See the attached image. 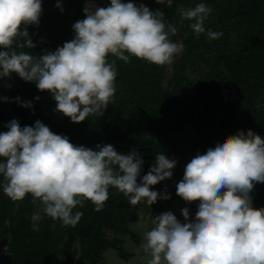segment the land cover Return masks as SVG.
Masks as SVG:
<instances>
[{"label":"clouds","instance_id":"1","mask_svg":"<svg viewBox=\"0 0 264 264\" xmlns=\"http://www.w3.org/2000/svg\"><path fill=\"white\" fill-rule=\"evenodd\" d=\"M156 3L170 7L173 0ZM56 6L61 7L60 0ZM41 11L42 0H0V78L15 73L35 82L51 94L55 110L72 122L102 115L114 100L116 59L128 63L135 56L169 65L183 47L169 38L176 27L166 24L163 11L133 0H110L94 10L85 7V17L72 24L73 37L54 51H17L14 44L35 47L25 26L38 24ZM178 11L191 21L193 33H205L210 7L200 2L178 6ZM206 35L215 39L222 32L208 29ZM15 99L23 107L32 106ZM5 127L7 131H0V190L13 201L30 194L40 201L44 215L62 225L79 222L83 213L74 209L84 200L101 210L110 186L131 206L141 203L150 209L158 199L170 197L150 188L171 178L177 164L163 152L141 176L143 159L135 149L124 153L111 144L74 145L40 120L21 126L12 119ZM256 182H264V136L252 129H238L198 152L176 184L184 201H197L194 216L189 218L187 207L180 210L183 220L171 211L150 214L152 227L141 245L146 264H264V207H254L250 195ZM33 219L43 216L36 213Z\"/></svg>","mask_w":264,"mask_h":264},{"label":"trees","instance_id":"2","mask_svg":"<svg viewBox=\"0 0 264 264\" xmlns=\"http://www.w3.org/2000/svg\"><path fill=\"white\" fill-rule=\"evenodd\" d=\"M86 1L60 0L61 11L57 0H42L39 23L25 26L35 47H13L41 55L62 46L74 35L72 24L85 17ZM200 2L211 12L204 21L205 33L197 35L189 27L191 21L181 17L178 6L189 8ZM108 3L110 0H98L100 7ZM160 11L166 24L176 27L183 45L182 55L171 63L166 85L167 65L135 56L128 63L116 59L114 100L102 115L77 123L65 115L54 119L43 102L46 97L49 108L51 94L12 73L0 78V97L9 98L0 100V131H7L5 124L12 119L21 126L40 120L54 133L67 135L74 145L95 148L111 144L124 153L135 149L143 159L141 176L149 171L157 153L175 159L176 138L187 125L198 135L192 142L196 154L238 129H252L264 136V0H173ZM208 29L222 35L209 39ZM169 38L176 42L178 35L170 34ZM193 69L198 71L196 76L190 74ZM231 86L236 90L233 98ZM16 97L21 102L31 101L32 106L23 107ZM137 180L139 183V177ZM176 184L175 166L171 178L150 188L171 195ZM250 195L254 207H264V182H256ZM129 207L127 197L110 186L101 210L84 200L74 209L83 213L79 222L74 227L65 226L44 215L40 201L30 194L13 201L0 190V238L8 236L10 264H68L72 255L77 256V264H106L101 259L109 248L129 259L133 253L126 251L120 236L140 242L129 226ZM196 207L197 201H192L190 208L195 211ZM36 213L43 219H33Z\"/></svg>","mask_w":264,"mask_h":264},{"label":"rangeland","instance_id":"3","mask_svg":"<svg viewBox=\"0 0 264 264\" xmlns=\"http://www.w3.org/2000/svg\"><path fill=\"white\" fill-rule=\"evenodd\" d=\"M137 5L143 3L148 6L150 10L160 11L162 5L156 3V0H133ZM86 8L89 10H94L95 7L98 6V0H87L85 3ZM179 24L182 22V18L179 19ZM178 38L176 40L177 43L182 44L181 38L179 36V32H176ZM183 52L182 50L179 54H177L173 61L180 57ZM172 70V64L167 65L165 74H164V85L167 83V78ZM192 76H196L198 71L193 69L190 71ZM236 90L235 87H230V95L233 98L235 96ZM47 98L44 97V106L46 112L50 114L54 119H58L63 116L62 113L55 110L56 101L51 97L50 102L51 105L48 108ZM197 133L194 130L192 125H187L185 131L176 138L175 149L173 150V156L175 157L176 164V173H177V183L182 179L184 167L187 162L190 161L192 157L196 155L195 150L192 147V142L197 138ZM191 202L184 201L180 196L176 194V191L170 195L168 199H158L153 205H151L150 209L147 205L138 203L135 206L129 207L130 215H129V226L133 231H135L140 236V242H136L130 236H123L120 238L123 239L124 247L127 252L133 253V256L129 259L121 257L117 250L113 248L107 249L103 258L101 259L106 264H146L147 257L142 253L141 245L144 243V233L148 229L152 227L151 224V215H159L164 211H171L173 214L180 220H183V216L181 214V208L187 207L189 210V218L194 216L195 211L190 208ZM151 214V215H150ZM109 238L112 237L111 232H108ZM78 247V244L75 245ZM136 249H141L140 252H137ZM77 256L72 255V257L68 260V264H77Z\"/></svg>","mask_w":264,"mask_h":264},{"label":"water","instance_id":"4","mask_svg":"<svg viewBox=\"0 0 264 264\" xmlns=\"http://www.w3.org/2000/svg\"><path fill=\"white\" fill-rule=\"evenodd\" d=\"M8 247V236L0 238V264H10L12 262V254L8 252Z\"/></svg>","mask_w":264,"mask_h":264}]
</instances>
